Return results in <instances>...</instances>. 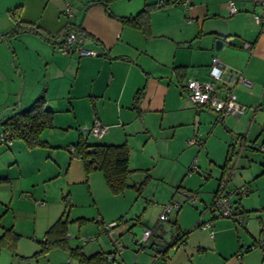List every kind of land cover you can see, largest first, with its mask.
<instances>
[{
    "label": "crops",
    "instance_id": "obj_1",
    "mask_svg": "<svg viewBox=\"0 0 264 264\" xmlns=\"http://www.w3.org/2000/svg\"><path fill=\"white\" fill-rule=\"evenodd\" d=\"M70 1L75 16L68 20L63 13L65 0H0V131L8 116L27 108L38 96L43 95L46 106L54 112L53 127L40 135L47 145L30 149L19 139L10 145L1 144L10 153L0 149V180H9L4 174L8 170L4 163H15L20 156L17 164L20 173L24 162L28 166L37 165L38 172L36 177L18 179L7 200L0 202L5 206L0 210V236L3 229L12 228L19 235L16 247L21 251L23 239L28 236L32 235L37 242L43 240L44 232L63 212L65 202L72 201L73 205H93L95 211L94 216H87L84 209L67 207L68 218L73 220L68 226V238L75 234L78 218L92 219L98 233L107 232L104 225L114 223L108 227L111 235L126 243L123 242L120 256L122 263L255 264L258 256L260 264H264V181H261L264 153L258 154L255 170L248 164V168L235 173L237 162L230 163L250 136L264 132V23L258 24L252 17L262 7L253 4V0H168V4L150 12L149 33L144 34L138 28L123 25L116 17L133 15L145 2L153 0H115L109 4L112 15L96 0ZM228 1L235 3L236 13H229ZM16 9L20 19L35 24L45 35L27 29L12 33L15 20L10 11ZM73 26L83 31L84 46L99 50V55L60 51L65 33ZM217 40L221 41L218 48ZM245 42L251 48L243 47ZM213 56L224 64V75L229 70H240L246 81L231 79L237 99L246 107L240 117L222 118L209 108L193 106L182 88V83L191 77L210 80ZM140 89L142 96L135 102ZM94 121L105 130L98 137L89 135L87 142L126 143L129 167L137 170L155 166L150 170L152 179L160 174L156 172L157 165L162 159L160 152L164 151L161 146H152L156 142H164L169 154L178 147H190L192 154L193 146H197L192 162L202 165L207 172L199 177L204 180L199 192L191 190L197 197L198 193L208 195L212 202L220 180L227 181L226 188L249 183L252 194L237 201L242 223L201 215L199 220L210 221L209 226L202 227L195 220L196 215L184 222L176 210L177 235L168 246L157 250L154 241L149 242L154 233L151 228L152 234L141 252L126 251L134 235L126 234L125 229L132 221L149 227V220L137 215L145 207L138 197L152 201L160 190L151 189L153 181H150L152 184L139 195L128 190L113 194L100 171L86 173L82 160L69 149L84 137L82 130L89 129ZM191 137L201 138V145L186 146L185 141ZM182 154L176 153L178 157ZM42 163L45 164L40 166ZM186 163L181 162V167L185 169ZM172 168L170 164L164 178H168ZM206 183H211L208 188L203 185ZM166 191L171 194L169 198L177 195L171 188L163 194ZM172 203L175 206L169 214L181 206ZM83 224L91 223L87 220ZM83 226L80 230H86ZM257 233L255 238L253 234ZM68 243L71 247L79 246L69 239ZM250 243H260L261 250L250 251L247 249ZM241 247L246 252L238 259ZM110 250L111 244L103 235L89 248H82L88 255ZM153 250L158 253L155 259ZM0 264L79 263L60 248L34 256L25 252L13 254L9 248L0 246Z\"/></svg>",
    "mask_w": 264,
    "mask_h": 264
},
{
    "label": "rangeland",
    "instance_id": "obj_2",
    "mask_svg": "<svg viewBox=\"0 0 264 264\" xmlns=\"http://www.w3.org/2000/svg\"><path fill=\"white\" fill-rule=\"evenodd\" d=\"M153 1H158V0H153ZM175 1H177V0H175ZM178 1L181 2L182 0H178ZM169 15H172V14L170 13ZM205 110L208 112H211L208 109H205ZM195 117H194V120H196ZM82 132L84 133V136L88 137L90 135L87 133V130H82ZM257 135L259 136L258 139H257ZM257 135L253 136V138H252V136H250L247 139L246 146H244V148H242V151L239 153L240 156L238 158V161H235L237 154L234 155L233 159L231 160V162H230L231 165H234V162L235 163L237 162V165H238V166L236 165V168H234L235 173L239 172L243 168H248L247 167L248 164H250L251 170L256 169L254 165L259 159L258 154H260V153L262 154L264 152L260 151L255 145L256 144H258V145L264 144V132L258 133ZM254 138H256V139L253 140ZM13 140H16V139H13ZM92 140H93L92 138H89V141H92ZM185 145L188 146L189 144L187 145V142L185 141ZM152 146L153 147L155 146L156 148L157 147L159 148L161 146L164 149V151L161 150V152H160L162 159H161L160 163L157 165L158 168L156 166V168H157L156 172H158V174L160 173L162 176H160V174H159V175L153 176V179L149 176L150 172H151L150 170H153V168L155 166H153L152 169H150L148 167H143V168H140L137 170L132 169V172L130 173V176L128 179V183L132 182L136 185L131 186V184H128V186L124 190H128L129 192L133 191V193H137V195H139V192L136 190V187L139 185V182H136V179H140V180L142 179L143 180L146 177V175H148L149 177H148L147 184L144 186L143 190H145L149 186V184H152V183L153 184L151 185V187H152L151 189L157 188L158 190H160V194H157L151 198L152 201L145 200L142 196L138 197V199L145 204V207H144V209L140 208L138 213H137V215H139L140 219L142 216L143 219L146 218L149 220L148 226L150 228H153V230H154V233H153L151 240L149 242L154 241V244H156L160 248H158L157 246H155V247H157V250H160L162 246H168L171 243V241L174 238H176L177 230H176V226L174 223V213L176 210L178 212L177 215L179 213L182 215L181 217L184 219V222H189L194 217V215H196L195 220L197 221V220H199L201 215L202 216L204 215V217L207 218L211 215L213 216V213L212 212H205V207L203 206L206 204V207H208L211 204V201H210V198L208 195L204 196L202 193L201 194L198 193V197L196 196V200L193 201L195 203H193L189 199H187L186 196L182 192L183 190L192 191V192H194L193 190L198 191L202 187V185H200V183L202 181H204V180H202V178L200 180L199 177L202 176V174L205 175V172H207L202 165L198 164L195 161L192 162L193 156H194L195 151H196L195 147H197V146H193L195 150L192 154H190V152H192L193 150L190 147H187L184 149H182L181 147H178L175 149V152H172L171 154H169L165 151V150H167V148H166L164 142L160 143L158 141ZM1 147H3V145H0V149H3L5 151H8L7 153H10L8 149H4L6 146H4V148H1ZM177 152H183L182 156L178 157V155H176ZM236 152H238V150ZM24 156L25 155H22L23 159L25 158ZM20 161H21V156L19 157V161L17 160V162H15V163L14 162L8 163L7 161L4 163L8 169L7 171L6 170L4 171V174H7L9 176V180H7V181L0 180V202H4L5 200H7V198L10 196V191H11L12 187H15V185H17L18 179H23V178H28V177H36V174L38 172V170H37L38 166L35 164H34V166H28V163L25 164V162H24V163H22V165H25V166L20 167L21 168V173H20L19 166H17V164ZM26 162H27V160H26ZM169 162H171L170 163L171 165L173 164V168L168 173V178H164L163 176L166 175L165 172H166L167 168H169V166H170V164H168ZM181 162L182 163L187 162L185 169L181 167V165H180ZM261 163H264V157H261ZM44 164L45 163H42L40 166H42ZM150 164H153V163H150ZM150 181H153V182L149 183ZM261 181H264V179H262ZM210 184L211 183H208V184L206 183L203 185H205L208 188L210 186ZM177 186H179V187L177 188ZM168 188H171V191H177V195L174 197H171L173 199L169 198L171 196V194L169 192L166 191V194H163V192H165V189H168ZM191 189H193V190H191ZM161 190H164V191H161ZM161 192H162L163 196H165L164 200L161 199V198H163V196H161ZM64 194H66V192H64ZM251 194H252V192L249 193V195H251ZM249 195H246V196H249ZM71 202L68 206L69 210L71 207H74V209H81V210L84 209L83 211L87 214V216H94V215H92V214H94V211H95L93 205H80V204H74L73 205ZM172 202H177L178 206L179 205H181V206L177 209H174L168 215L167 219H162V220L159 219V214L163 211L165 205L167 203H172ZM173 204H175V203H173ZM4 208H5V206L0 203V210L1 209L3 210ZM131 215H133V214H131ZM87 220L91 224L85 225L82 222L77 221V224H76L77 226H76V229L74 231L75 234L71 238H68L69 240H71V244L79 243V246H81L82 248L83 247L89 248L90 245H92L93 243H95V241H97L99 236L103 235L105 238H107V240L111 244V248H112V246H113L112 242H111L112 239L110 238L108 233L104 232L102 230L103 228L101 229L103 232L102 231H100L99 233L96 232L94 230V229H96V224H95L96 222H92V219H87ZM233 221L237 225H240V222H236L235 220H233ZM70 224H73V222H70ZM101 224H102V222L99 224L100 227H102V225H104V224H102V225ZM93 225H95V227ZM82 226L86 227V230H80V229H83ZM92 227H94V228L92 229ZM144 228H145V226L142 224V222L132 221V224H130L128 226V228L125 229L126 234H129L131 236L134 235L131 239V242H130L131 245H128L127 248H125V250L128 249V251H132L133 253L134 252L139 253L143 250V249L137 250L138 248L134 244L133 238L134 239L139 238V236L142 233ZM253 236H255V238H257L258 233L256 235L253 234ZM116 237H117V235H116ZM117 239L119 240V237H117ZM23 242H24V248H21V251H19L17 249V247H15L17 255H18V252H25L26 254H31V255L36 256L35 251H37L41 248V244H39V242L32 239V235L28 236L26 239H23ZM123 242L125 243L124 239L122 242H120V240H119V245L124 246ZM86 245H88L89 247ZM244 248L245 247H243V248L241 247L237 251V254H239V256H237L238 259L241 258V255H242L241 253L246 252ZM253 250L256 251V250H261V249H260V246H257L256 248H253L250 251H253ZM145 251H146V249H145ZM145 251L140 254L141 257H142V254L145 253ZM152 254H154V255H152V256H154L153 257L154 259L158 257V255H157L158 253L155 250L152 251ZM37 256H39V255H37ZM136 261H137V257L135 258V262ZM259 261H260V258L257 256L255 258V264H260ZM129 263H132V262H129Z\"/></svg>",
    "mask_w": 264,
    "mask_h": 264
},
{
    "label": "trees",
    "instance_id": "obj_3",
    "mask_svg": "<svg viewBox=\"0 0 264 264\" xmlns=\"http://www.w3.org/2000/svg\"><path fill=\"white\" fill-rule=\"evenodd\" d=\"M113 1L115 0H96L109 15H112L109 10V4ZM168 3V0L162 2H145L143 7L135 14L117 16L116 18L123 25L138 28L144 34H148L150 12ZM10 14L15 20L12 33L27 29L45 35L35 24L20 19L17 9L10 11ZM71 30L79 31L83 35V31L78 26L71 27L66 33ZM141 96L142 90L140 89L136 92L134 101L137 102ZM53 120L54 112L46 106L45 98L41 95L35 98L27 108L16 111L8 116L2 123V131L8 132L13 139L22 140L30 149L45 146L47 145L46 141L40 135L45 129L53 127ZM71 148L73 149L71 153L82 160L86 173L92 170H97L102 173L111 193L120 194L128 186V179L132 169L128 165L129 149L126 143H90L87 142L86 136L85 138H79ZM147 181L148 175L136 187L139 193L143 190ZM68 205L69 202H65L63 212L44 232L43 240L39 241L41 248L35 252V255H42L51 249L60 248L66 250L70 257L76 258L79 264H107L104 260L103 252L97 251L88 255L82 251L81 246L71 247L69 245L67 235L68 226L73 220L68 218ZM76 220L82 223L87 221L84 218H78ZM18 239L19 235L12 228L3 229L0 236V246H5L13 254H17L15 247ZM164 252L165 250H162V253Z\"/></svg>",
    "mask_w": 264,
    "mask_h": 264
},
{
    "label": "built area",
    "instance_id": "obj_4",
    "mask_svg": "<svg viewBox=\"0 0 264 264\" xmlns=\"http://www.w3.org/2000/svg\"><path fill=\"white\" fill-rule=\"evenodd\" d=\"M253 4H258L262 7L259 13H253L252 17L258 24L264 23V0H253ZM229 13L237 12V6L233 1H228L227 4ZM63 13L68 20L74 19L75 13L70 0H65ZM85 37L78 31L71 30L65 35L64 44L60 47L63 54H79L97 56L100 51L93 48H86L84 46ZM243 47L251 48L250 43H243ZM225 66L217 56H213L210 63L209 75L210 80H200L196 78H188L182 83V88L186 92L189 102L193 106L206 107L216 112L219 117H240L245 112V105L237 99L234 90V84H231V79L236 81L246 82L240 70H229L227 75H224ZM105 127L101 126L97 121H94L87 133L92 136H100L104 132ZM86 136H84L85 138ZM13 141L12 136L5 131L0 132V145H10ZM187 144L201 145L202 139L199 137L189 138ZM260 151L264 152V144L255 145ZM70 152L72 148L70 147ZM240 150L238 151L237 157ZM232 172V170H231ZM230 172V173H231ZM230 176V175H229ZM227 181L222 179L219 181L216 192L214 194L211 204L206 207L205 212H212L214 216L227 217L242 222L243 218L241 210L238 207V198L248 195L252 188L249 183H244L235 188H226ZM183 194L191 202L196 200V195L192 191L183 190ZM175 206L173 203H167L163 211L159 214V219H166L170 210ZM114 223L105 225L106 231L112 239V248L110 251L104 253V260L107 264H134L122 263L120 260L121 252L124 246L119 245V240L114 238L111 233L112 230L108 227ZM198 225L207 227L210 221H198ZM152 234V229L145 227L139 238L134 239L133 242L137 246V250H141L147 243ZM176 246V245H174ZM260 246L256 243H251L247 249H253Z\"/></svg>",
    "mask_w": 264,
    "mask_h": 264
},
{
    "label": "water",
    "instance_id": "obj_5",
    "mask_svg": "<svg viewBox=\"0 0 264 264\" xmlns=\"http://www.w3.org/2000/svg\"><path fill=\"white\" fill-rule=\"evenodd\" d=\"M220 44H221V41L220 40H217L216 41V48H218ZM195 121H197V119ZM194 131L195 132L197 131V122H195Z\"/></svg>",
    "mask_w": 264,
    "mask_h": 264
}]
</instances>
